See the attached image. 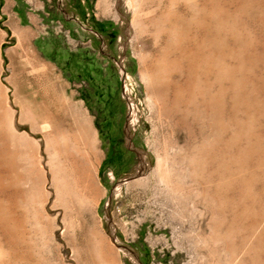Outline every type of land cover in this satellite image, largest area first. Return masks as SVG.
<instances>
[{
  "label": "rangeland",
  "instance_id": "rangeland-1",
  "mask_svg": "<svg viewBox=\"0 0 264 264\" xmlns=\"http://www.w3.org/2000/svg\"><path fill=\"white\" fill-rule=\"evenodd\" d=\"M131 1L0 0V264H264V0Z\"/></svg>",
  "mask_w": 264,
  "mask_h": 264
},
{
  "label": "bare ground",
  "instance_id": "bare-ground-1",
  "mask_svg": "<svg viewBox=\"0 0 264 264\" xmlns=\"http://www.w3.org/2000/svg\"><path fill=\"white\" fill-rule=\"evenodd\" d=\"M132 1H134V0H132ZM131 1V2H132ZM144 1V0H143ZM146 1V0H145ZM149 1V0H148ZM125 2V1H124ZM136 2H139V1H136ZM150 2H151V0H150ZM134 3H135V1H134ZM140 3V2H139ZM145 3V2H144ZM136 4V3H135ZM109 5V4H108ZM132 5V4H131ZM140 6H142L141 4H139ZM128 6H130L129 4H128ZM136 6V5H135ZM146 6V5H145ZM131 7V6H130ZM130 9V8H129ZM141 10H143V8L141 9ZM163 13H164V10H163ZM165 14V13H164ZM149 19V18H148ZM180 19V18H179ZM153 20V19H152ZM149 23V22H148ZM152 23H153V21H152ZM143 25V24H142ZM154 25V24H153ZM147 26H150V25H146V28H148ZM145 28V29H146ZM158 28V27H157ZM146 31H148V29L146 30ZM159 31H161L160 30V28L158 29V31L156 32V34L159 32ZM183 32V31H182ZM160 33V32H159ZM17 34V33H16ZM158 43V42H157ZM197 46V45H196ZM168 51V50H167ZM214 51V50H213ZM169 52H170V50H169ZM215 56V55H214ZM143 57V56H142ZM199 58V57H198ZM146 60V59H145ZM142 61H144V60H142ZM163 63V62H162ZM205 63V62H204ZM143 64V63H142ZM184 65V64H183ZM144 67V66H143ZM208 67V66H207ZM152 68V67H151ZM160 68V67H159ZM215 68V67H214ZM197 71V70H196ZM1 72V71H0ZM144 72V71H143ZM157 72V71H156ZM159 72V71H158ZM157 72V73H158ZM220 72H221V70H220ZM155 73V72H154ZM164 73V72H163ZM209 73V72H208ZM160 74V73H159ZM177 74V73H176ZM154 75V74H153ZM223 75V74H222ZM159 77V76H158ZM161 78V77H160ZM154 80H155V77H154ZM148 81V80H147ZM160 81H162V80H160ZM171 81V80H170ZM174 81V80H173ZM170 83V82H169ZM209 83V82H208ZM212 83V82H211ZM164 84V83H163ZM157 87V86H156ZM153 88V87H152ZM208 88V87H207ZM225 90V89H224ZM187 91V90H186ZM182 92V91H181ZM197 93V92H196ZM8 94V93H7ZM188 94V93H187ZM209 97V96H208ZM187 98V97H186ZM5 100V99H4ZM7 100V99H6ZM208 100V99H207ZM178 101V100H177ZM205 101V100H204ZM214 101V100H213ZM212 101V102H213ZM219 101V100H218ZM208 102V101H207ZM210 102V101H209ZM1 103V102H0ZM3 103V102H2ZM67 104V103H66ZM1 105V104H0ZM9 105V104H8ZM195 105V104H194ZM203 105H204V103H203ZM21 107V106H20ZM65 108V107H64ZM1 109V108H0ZM207 109V108H206ZM8 110V109H7ZM4 111V110H3ZM3 111H1L2 112V114H3ZM10 111V110H9ZM8 111V112H9ZM12 111H14V110H12ZM48 111V110H47ZM66 111V110H65ZM8 112L6 113V115H8ZM51 112V111H50ZM64 112V111H63ZM23 113V112H22ZM21 113V114H22ZM76 113V112H75ZM13 113H11V114H9L7 117H11V116H13L12 115ZM29 116L30 117H33V116H35V117H39L40 115H37L35 112H34V114H33V111H31V110H29ZM1 115V114H0ZM33 115V116H32ZM52 115V114H51ZM54 115V114H53ZM73 115V114H72ZM3 116V115H2ZM73 116H76V115H73ZM72 116V117H73ZM79 116V115H78ZM6 116H4V118H5ZM77 117V116H76ZM75 117V118H76ZM206 117V116H205ZM47 118H49L50 119V116H48ZM74 118V119H75ZM80 118V117H79ZM222 118V117H221ZM13 119V118H12ZM15 119V118H14ZM72 119V118H71ZM8 120V119H7ZM51 120V119H50ZM78 120V119H77ZM77 120H76V122H77ZM1 121H3V119L1 120ZM5 121V120H4ZM10 121H11V119H10ZM9 121V123H12V121L10 122ZM52 121V120H51ZM55 121V120H54ZM6 122V121H5ZM14 122V121H13ZM57 122V121H56ZM3 123V122H2ZM7 123V122H6ZM5 123V124H6ZM14 124V123H13ZM0 125H2V124H0ZM12 125V124H11ZM8 126V125H7ZM13 126V125H12ZM12 126L10 127V124H9V126L8 127H10V128H12ZM5 127V126H4ZM218 127V126H217ZM9 128V130H11ZM16 129V128H15ZM215 130V129H214ZM6 131H8V130H6ZM10 132V131H9ZM77 132V131H76ZM75 133V132H74ZM62 134V133H61ZM66 135V134H65ZM60 136V135H59ZM73 136H74V134H73ZM73 136H71V137H73ZM63 137H64V139H65V136L63 135ZM68 137V135L66 136V138ZM70 138V137H69ZM20 139V138H19ZM22 139V138H21ZM56 139V138H55ZM59 139V138H58ZM53 140V139H52ZM52 140H48V141H46V144H47V148H46V153H47V157H45V158H43V160L42 161H39V164L40 163H42V165H41V167H40V170H39V173L41 174V172H44V173H46L45 175H46V178H47V175L49 176V177H51L50 178V180H49V182L51 183V184H55L56 186L57 185H60L61 183H62V185L61 186H64V184H66L67 185V183H66V181L67 180H65V182H64V184H63V180L64 179H66V178H64V176H63V178H61L60 179V181H58V179H59V177L58 176H60V175H58V173H57V169H56V167L58 166V165H56V167H51V166H54L53 165V161L55 160V158L56 157H53L52 156V153L51 152H49V150L51 149L50 148V146H51V142H53ZM60 140V139H59ZM63 140V139H62ZM18 141V140H17ZM75 141V140H74ZM54 143H55V141H54ZM61 143V142H60ZM70 143H72V141H70V139H69V142H67V141H65V153H66V155H70V152H74L75 150H73L74 148H71L73 145H74V142L72 143V144H70ZM59 144V143H58ZM53 145V144H52ZM60 145V144H59ZM60 146H62V145H60ZM64 146V145H63ZM62 146V147H63ZM71 148V149H70ZM36 149V148H35ZM49 149V150H48ZM62 149V148H61ZM86 150V149H85ZM51 151V150H50ZM58 151H60V149H58ZM58 151H56V152H58ZM63 152V151H62ZM61 152V153H62ZM79 153V152H78ZM62 154H64V153H62ZM79 154H82V153H79ZM53 155H56V154H53ZM61 155V154H60ZM63 157V156H62ZM65 157V156H64ZM63 157V158H64ZM81 157H83V156H81ZM12 158V157H11ZM62 158V159H63ZM66 158H67V156H66ZM65 158V159H66ZM69 158V157H68ZM84 158V157H83ZM95 158V157H94ZM39 159V158H38ZM42 159V157H40V159L39 160H41ZM54 159V160H53ZM78 159V160H77ZM12 160V159H11ZM63 161H64V159H63ZM74 161H76V163L79 161V158L78 157H73V163H75ZM59 163H61L60 161H59ZM90 163V162H89ZM43 164H44V166H45V168L43 167ZM55 164V163H54ZM64 164V163H63ZM63 164H62V167H63ZM61 166V165H60ZM42 168V169H41ZM52 168H53V170H52ZM88 168H89V166H86V171H88ZM65 169V167L63 168V170ZM62 170V171H63ZM60 171V170H59ZM20 172V171H19ZM64 172V171H63ZM62 172V173H63ZM19 174H21V173H19ZM15 175L14 176V178H15V180H16V182H18V181H21L22 180V177L20 176V175ZM64 175H65V172H64ZM42 176V175H41ZM44 176V175H43ZM53 177H55V179L53 178ZM67 177V176H66ZM69 177V176H68ZM46 178L44 177V180H46ZM63 179V180H62ZM69 179V178H68ZM72 179V178H71ZM71 179H69V180H71ZM43 181V180H42ZM47 181H48V178H47ZM47 181H45V183L46 184H48L47 183ZM56 181L58 182V183H56ZM75 182V181H74ZM76 183V182H75ZM4 184V183H3ZM40 184V183H39ZM42 184H44V183H42ZM2 185V184H1ZM65 185V187H69L70 188V186L69 185H67L66 186ZM18 187V186H17ZM65 187H64V189H65ZM74 187V186H73ZM5 188V187H4ZM61 188V187H60ZM79 189H80V187H78ZM77 188V190L79 191V189ZM74 189V188H73ZM14 190V189H13ZM66 190H67V188H66ZM66 190H63V191H66ZM81 190V189H80ZM86 190V189H85ZM58 191H61L62 192V190H58ZM69 191H70V189H69ZM82 191V190H81ZM67 192V191H66ZM38 193V192H37ZM51 193V192H50ZM57 193V192H56ZM63 193V192H62ZM83 193V192H82ZM34 195V194H33ZM54 195H56V194H54ZM60 195H62V194H60ZM65 195V194H64ZM85 195H87V194H85ZM58 196V195H57ZM66 196V195H65ZM83 196V195H82ZM18 197V196H17ZM29 197V196H28ZM72 197H73V195H72ZM85 197V196H84ZM20 198H22V197H20ZM47 198V197H46ZM12 199H13V197H12ZM19 199V198H18ZM23 199H26V198H23ZM48 200H49V198H47ZM82 200V199H81ZM87 200V199H86ZM23 201V200H22ZM77 201V200H76ZM12 202V201H11ZM10 202V203H11ZM33 202H35V201H33ZM16 203V202H15ZM12 204V203H11ZM14 204V203H13ZM16 205V204H15ZM0 207H2V206H0ZM9 207V206H8ZM23 207V206H22ZM12 208V207H11ZM15 208V207H14ZM5 209V208H4ZM20 209V208H19ZM40 209V208H39ZM9 210V209H8ZM3 211V213H5L4 212V210H2ZM14 211V210H13ZM36 211V210H35ZM7 214V213H6ZM8 214H9V212H8ZM25 215V214H24ZM27 215V214H26ZM32 215V214H31ZM10 216V215H9ZM2 217V216H1ZM10 217H12V215L10 216ZM17 217V216H16ZM38 217V216H37ZM53 217V216H52ZM5 218V217H4ZM15 218V217H14ZM5 220V219H4ZM12 220H14V219H12ZM16 220H18V219H16ZM52 220V219H51ZM72 223V222H71ZM19 224H20V221H19ZM22 224H23V222H22ZM8 225V224H7ZM12 225V224H11ZM16 228H18V226L16 227ZM70 228V227H69ZM13 230V229H12ZM17 230H19V229H17ZM17 230H15V231H17ZM22 231V230H21ZM12 233H14V231L12 232ZM23 233V232H22ZM19 235V234H18ZM17 235V236H18ZM25 236V235H24ZM23 236V237H24ZM22 238V237H21ZM26 238V237H25ZM17 241V240H16ZM28 241V240H27ZM18 242H20V240L18 241ZM27 243V242H26ZM30 244V243H29ZM18 245V244H17ZM1 251V250H0ZM23 251V250H22ZM28 251V250H27ZM2 252V251H1ZM3 254V253H2ZM1 255V254H0ZM17 255V254H16ZM23 258V257H22ZM81 258V257H80ZM6 260V259H5Z\"/></svg>",
  "mask_w": 264,
  "mask_h": 264
}]
</instances>
